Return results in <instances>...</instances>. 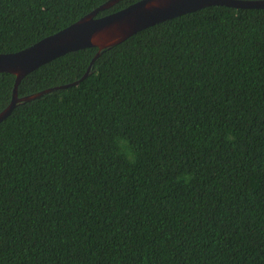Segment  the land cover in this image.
<instances>
[{
  "label": "trees",
  "instance_id": "1",
  "mask_svg": "<svg viewBox=\"0 0 264 264\" xmlns=\"http://www.w3.org/2000/svg\"><path fill=\"white\" fill-rule=\"evenodd\" d=\"M108 1L0 0V54ZM98 51L40 67L18 96L80 80ZM14 85L0 73V113ZM0 264H264V8L161 22L78 86L19 103L0 123Z\"/></svg>",
  "mask_w": 264,
  "mask_h": 264
},
{
  "label": "water",
  "instance_id": "2",
  "mask_svg": "<svg viewBox=\"0 0 264 264\" xmlns=\"http://www.w3.org/2000/svg\"><path fill=\"white\" fill-rule=\"evenodd\" d=\"M122 0H110L71 26L17 53L0 54V73L15 76L13 97L0 113V123L8 118L21 102H28L55 91L78 86L92 71L103 50L126 41L133 35L161 22L190 14L211 6L236 9H263L264 0H141L116 13L98 17ZM87 48L99 51L85 75L71 84L58 86L22 97L18 87L22 80L40 67L68 53Z\"/></svg>",
  "mask_w": 264,
  "mask_h": 264
}]
</instances>
